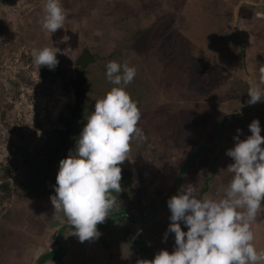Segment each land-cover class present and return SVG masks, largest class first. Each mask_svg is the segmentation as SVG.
<instances>
[{
  "label": "rangeland",
  "instance_id": "obj_1",
  "mask_svg": "<svg viewBox=\"0 0 264 264\" xmlns=\"http://www.w3.org/2000/svg\"><path fill=\"white\" fill-rule=\"evenodd\" d=\"M214 1L60 0L66 19L63 28L51 34L42 29L40 24L45 0H0V163L11 164L13 171V197L4 202L0 199V236L3 241L8 240V245L4 246L9 249L10 244L12 249L4 264H37L45 252L54 249L50 242L51 236L57 233L62 224L67 223L63 213L54 215L50 198H34L28 202L29 213L23 209L20 223L15 222L14 216L11 218L12 213L20 210L14 204L21 195L16 180L25 181V159L43 155L52 142L54 130L62 126L60 118L67 116L69 107L74 104V95L66 94L62 83H42L39 78L40 66L33 63L32 50L47 46L59 48L63 52L70 48L72 51L68 55L71 59L59 53L57 59L59 67L73 69L77 56L87 48L98 57L88 70L91 78L106 77V64L109 61L120 64L128 62L130 67L136 68V76L127 85L130 88L127 92L131 98L133 92L141 98V102L136 98L132 100L140 110L138 127L146 138L132 141L128 160L121 166L128 167L135 176L138 191H144L142 194L145 199L134 209V213L140 216V209L144 205L156 204L166 198L176 177L175 170L191 158L189 147L201 140L215 139V135L205 137L198 130L212 132L211 125L217 115L214 112L204 114L203 109L207 107L206 103L217 101L211 95L202 96L206 98L203 99L195 93V88L191 89L192 103L198 100L194 102L199 108L194 109L184 98L185 102H179L183 92L177 89L182 85L174 89L169 87V83L175 86L176 77L182 83V78L176 74L173 78H167V64H171L176 56L169 58L161 55V50L168 44L178 47L183 42L175 39V31L183 34L185 42H193V34L190 35L188 30L201 19L224 27L231 24L228 34L237 33L244 57L247 55L250 58L247 62L249 75L254 78L255 86L264 88L259 80V69L264 65V38L254 31L255 28L264 30V0H223L226 2V11L230 12L233 8L232 23H229L227 16L225 18L224 9L218 12L214 8ZM65 36L69 38L67 41H63ZM229 69L224 78H229L230 82L247 80L239 66ZM172 70L173 66L171 74ZM212 84L208 83L209 87ZM103 85H96L90 100L93 107L96 100L111 90L109 86L114 87L111 83ZM222 92L233 95L228 91ZM189 97L190 94L186 96L190 100ZM233 103L223 102L225 115L237 114L230 118L225 128L227 142L223 140L216 152L212 148L205 149L184 177L182 185L193 184L197 198L209 196L218 199L222 195V189L232 177L226 171L227 166L234 162L226 155V151L234 147L233 137L237 135V129L242 130L239 138L246 139L251 135L248 125L258 119L261 135L264 136V102L247 105L244 110L231 113L228 105H232L233 110L240 108V103ZM197 123L198 127L195 128ZM167 126L176 130L177 134L173 137L178 142L175 143L161 132L168 129ZM216 154V169L213 170ZM139 170H146L148 177L145 176L143 180ZM121 206L116 204L114 211L127 210ZM6 212L10 219L3 217ZM170 215L167 208L147 223L135 224L123 219L122 222L103 227L102 236L111 244L110 250L104 249L101 243L94 240L72 243L69 239V249L62 262L136 264L138 259H154L161 249L171 252L174 234H169L167 243H162ZM182 229L187 230L183 225ZM252 230L257 251L264 250V208L258 213ZM47 264L60 263L55 261Z\"/></svg>",
  "mask_w": 264,
  "mask_h": 264
},
{
  "label": "clouds",
  "instance_id": "obj_2",
  "mask_svg": "<svg viewBox=\"0 0 264 264\" xmlns=\"http://www.w3.org/2000/svg\"><path fill=\"white\" fill-rule=\"evenodd\" d=\"M43 11L42 29L52 34L63 28L66 16L60 0H45ZM68 39L63 37V41ZM70 51L45 46L33 49L31 55L34 64L54 70L59 64L57 54L69 57ZM259 74L264 84V65ZM105 75L114 87L95 101L75 150L59 161L55 195L50 197L54 215L63 213L81 243L100 237L97 226L116 206L113 193L122 191L120 165L128 160L132 141L146 138L138 127L140 110L126 91L136 68L128 62L109 61ZM247 94V105L264 102V88L250 86ZM248 128L251 135L243 140L239 138L242 130H236L234 147L226 151L234 162L227 166L232 177L222 195L197 198L193 184L182 185L166 201L171 215L162 243L174 234L173 250L161 249L154 259H138L136 264H264V250L257 251L252 230L264 208V136L258 119Z\"/></svg>",
  "mask_w": 264,
  "mask_h": 264
},
{
  "label": "trees",
  "instance_id": "obj_3",
  "mask_svg": "<svg viewBox=\"0 0 264 264\" xmlns=\"http://www.w3.org/2000/svg\"><path fill=\"white\" fill-rule=\"evenodd\" d=\"M213 5L215 6L214 8L218 12L219 10L224 9L225 18L227 16L229 23H232L231 21L233 17V8H231L230 12L226 11V2H224L223 0H216L214 1ZM231 28V24L227 25V27H224L222 25L214 24L213 22L201 19L199 22H196L190 30H188V32H190V35L193 34V42H185L184 36H182L183 34L175 31L176 38H174L180 39L183 42L180 43L178 47H172L170 46V44H168L167 47H163V49L161 50V55L163 56L167 55L169 58L172 55L176 56V59L172 60L171 64L170 62H168L167 64V78H171L174 74H176L175 76H179V78H182H180L182 80L181 83L176 77L177 80L175 81V86L174 84L169 83V87L171 89L182 85V87L177 89L183 92V95L181 97L180 95H178V98L180 97L179 102H185L187 100L189 101L188 103L193 105L194 109L199 108L198 106H195L197 105V103L194 102L198 100H193L192 103L193 97L191 95L192 92L190 90L194 88L196 89L195 93H198L201 97L211 95L212 98L217 101V103L213 104L206 103L207 107L203 109L204 114L207 112H214V114L217 115L216 121L211 125L212 132L198 130L199 134L205 135V137H211L215 135V139L201 140L197 144H193L189 147V149L191 150V155L200 143L204 141L211 143L218 139L219 125L223 119V116L225 115L223 102L234 101V103H240L239 110H233L232 105H228V111H230L231 113L240 112L241 110H244V108L247 106V98L249 97L247 93L249 87L255 86V80L249 75V69L247 65V62L249 63L250 58L247 55L246 57H244V54L242 53L241 44L237 41V33L234 32L231 35L228 34V31ZM254 31L257 32L258 36L264 38V30H259L255 28ZM138 36H140V33L138 34ZM150 51L146 52L150 54ZM97 60L98 57L86 48L83 49L81 53L77 56L74 62L73 69H63L59 66H56L54 70H49V68L46 66L40 67L39 78L42 83H62L64 90H66V94L74 95V104L69 107L68 115L60 118V123L62 124V126L54 130L52 142L44 151L43 155L38 157H32L28 160L25 159V181L22 183L21 181L16 180L17 186L21 191V195L18 199L14 201V204L20 207L19 212H14L11 214V218L13 216L15 217V222H21L24 210L29 213V211L27 210V205L28 202L32 201V199L40 198L41 200H44L46 198L49 199L51 196L55 195L54 186L56 185V175L59 170V161L61 159L67 158L69 152L75 150L76 140L79 137L80 132L82 131L85 123L87 122V117L90 115L91 112L94 111V107L91 105L90 100L91 96H93V93L96 89V85L98 83L100 86L103 87V84L105 83L108 85L110 84L104 75L99 78H91L88 70L91 65L97 62ZM243 63H246L245 66H242ZM172 66L173 74L170 73V69ZM238 66L242 69V71H244L245 78L247 80L237 79L236 81L233 80L232 82H230L229 78H224L228 75V71L230 70L229 68H235ZM210 81L213 82L211 87H209L208 85V83H211ZM109 88L112 87L109 86ZM164 88L165 86L163 87V89ZM197 90L199 92H197ZM126 91H130V88L128 86L126 87ZM222 91H228L233 95H229L228 93L224 94ZM167 92L168 94L170 93L169 91ZM132 94L134 95L132 96L133 99L136 98L138 102H141V98L136 95V93L133 92ZM189 94L190 100L186 98V96H188ZM204 97L202 98L206 99ZM183 98L186 100H184ZM229 120L230 119L226 121L225 128L228 125ZM196 125L197 126L194 125L195 128L198 127V123ZM167 128L168 129L166 130H161V132L167 134L169 138L174 141L175 137L173 136H176V130L174 129V131L172 128H169V126H167ZM176 141L174 142L176 143ZM224 142H227L226 136L224 138ZM219 147L217 146L212 149L214 150V152H216ZM203 151L206 150H202L200 154ZM121 168L122 180L120 183L122 191L120 193H113V195L117 197L116 204L122 205L121 207L125 206L127 212H134L136 206L141 204V200L145 199V195L142 194L144 193V191L142 193L138 191L135 185V176L128 169V167L121 166ZM139 171L141 176H143V180L148 177V173L146 170ZM175 172L177 177V173L179 172V166L175 170ZM176 177L173 180L172 187L169 190L166 198L156 204L144 205L140 209L141 214L143 215H140V218H146L151 216L159 207L166 204V201L173 195L176 185ZM12 179L13 171L11 164L4 165L0 163L1 202H4L5 200H10L13 197V185L11 184ZM116 214H119V212L114 211V209H112V211H110L109 213L108 218ZM3 217L10 219L9 213L7 212L3 215ZM125 220L130 221L129 219ZM119 222H122V220L116 223ZM102 228L103 227H98V230L101 235L98 239H94V241L96 243H101L100 246L104 247V249L110 250L111 244L108 243L107 239H103ZM66 234L68 240L71 239L72 243L79 242L78 237L72 235L71 229L68 230ZM12 239L14 238L12 237ZM112 239L114 238L112 237ZM4 240L5 241H3L2 237L0 236V264H4L5 258H8L9 253L12 250L10 244L8 246L9 249L4 246V244L8 245V240ZM50 242L54 248H59L61 246L56 234H53L51 236ZM55 261L59 262L60 264H63L62 258L57 257L49 258L44 264Z\"/></svg>",
  "mask_w": 264,
  "mask_h": 264
},
{
  "label": "water",
  "instance_id": "obj_4",
  "mask_svg": "<svg viewBox=\"0 0 264 264\" xmlns=\"http://www.w3.org/2000/svg\"><path fill=\"white\" fill-rule=\"evenodd\" d=\"M235 115H237V114H226L223 117V119L220 123V126H219V137H218V139L212 143H201V144H199L195 148V150L193 151L190 160L180 167L173 195H176L178 193L179 189L182 186L185 175L196 164L200 152L202 150H205V149H211V148L217 147L218 145H220L222 143V141L224 140V137H225V123L228 119L234 117ZM217 158H218V154L215 155V158L213 160V169H215ZM165 209H167V203L165 205H162L161 207H159L151 216L146 217V218H139L135 214H132L130 212L119 213V214H116V215L106 219V221L104 223L99 224L97 227L109 226V225H112V224H114L120 220H123V219H129L130 221H132L135 224L147 223V222H150L153 219H155ZM68 230H70V226H68L67 223L62 224L59 227V229L56 233V236H57V239H58L61 246L57 249H53V250H49V251L45 252L40 257L37 264H44L51 257L63 258L66 255V253L69 249V243H68V238H67V234H66V232Z\"/></svg>",
  "mask_w": 264,
  "mask_h": 264
},
{
  "label": "flooded vegetation",
  "instance_id": "obj_5",
  "mask_svg": "<svg viewBox=\"0 0 264 264\" xmlns=\"http://www.w3.org/2000/svg\"><path fill=\"white\" fill-rule=\"evenodd\" d=\"M177 176H178V173H177ZM176 180H177V177H176ZM176 186V185H175ZM125 212H127L126 210H121V211H119V213H125ZM130 213H132V214H135L137 217H139L140 218V216L139 215H137L136 213H134V212H130Z\"/></svg>",
  "mask_w": 264,
  "mask_h": 264
},
{
  "label": "crops",
  "instance_id": "obj_6",
  "mask_svg": "<svg viewBox=\"0 0 264 264\" xmlns=\"http://www.w3.org/2000/svg\"><path fill=\"white\" fill-rule=\"evenodd\" d=\"M54 249H56V248H54Z\"/></svg>",
  "mask_w": 264,
  "mask_h": 264
}]
</instances>
